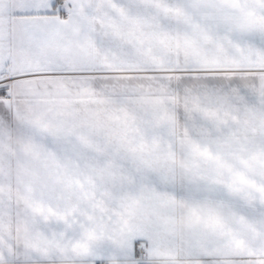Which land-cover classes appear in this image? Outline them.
Wrapping results in <instances>:
<instances>
[{
    "label": "snow or ice",
    "instance_id": "obj_1",
    "mask_svg": "<svg viewBox=\"0 0 264 264\" xmlns=\"http://www.w3.org/2000/svg\"><path fill=\"white\" fill-rule=\"evenodd\" d=\"M0 264H264V0H0Z\"/></svg>",
    "mask_w": 264,
    "mask_h": 264
}]
</instances>
